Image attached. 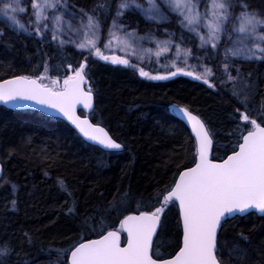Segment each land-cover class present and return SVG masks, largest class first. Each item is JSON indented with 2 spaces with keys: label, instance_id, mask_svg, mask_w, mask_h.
Instances as JSON below:
<instances>
[{
  "label": "snow or ice",
  "instance_id": "6c2138e0",
  "mask_svg": "<svg viewBox=\"0 0 264 264\" xmlns=\"http://www.w3.org/2000/svg\"><path fill=\"white\" fill-rule=\"evenodd\" d=\"M27 5L25 0H0V17L7 28L32 37L37 43H53L61 55L65 45H71L82 59L78 66L67 60L55 65L45 60L42 72L39 63L32 69L38 75L0 80V105L8 109H31L66 121L84 141L112 154L119 153L124 145L99 122H93L94 90L87 68L96 61L132 69L151 81L178 75L191 77L208 89L230 93L234 103V111L229 113L232 131L228 133L233 142L230 154L226 149V158L220 162L210 158L215 137L199 116L187 107L172 106V111L191 129V164L176 174L171 185L157 187L148 201H135V208L127 194L114 202L108 213L117 214L118 228L107 225L109 230H105L101 218L97 232L86 219L80 239L66 249L56 250L58 264H225L226 244L221 242L225 225L235 226L236 221L250 216L264 218V102L259 109L254 108L255 85L242 76L238 66L241 59L264 63V15L250 10L247 0H205L203 10L200 0H147L146 8L138 0H116L114 14L112 0H99L91 11L70 5L69 0H27ZM133 8L158 24L170 18L166 9L182 29L180 43L172 40L174 34L160 40L151 33L139 36L136 30L128 31L120 21ZM108 16L112 22L105 33ZM184 32L198 40L196 47L204 50V57L195 56L201 61L198 64L189 63L194 55L192 48H182ZM4 34L0 29V37ZM225 37L228 44L220 62L223 71L217 76L214 68L202 61L215 59ZM145 41L154 48L145 47ZM173 47L175 52L167 56ZM161 57L167 62L161 64ZM146 61L158 66L156 74L145 70ZM159 67L164 68L165 74H159ZM52 72L55 77L49 75ZM80 108L84 111L80 112ZM59 184L61 191L71 197L64 182ZM6 185L8 179L0 186ZM17 196L15 185H11L9 198L13 206ZM177 206L178 250L165 255L159 251L157 241L166 227V212ZM74 211L73 203L68 213ZM89 230L98 238L83 234ZM122 234H126L124 246ZM240 237L248 239L242 232ZM13 251L10 242L4 241L0 245V264ZM260 255L264 257V251ZM246 260V250L234 243L229 250V264H245Z\"/></svg>",
  "mask_w": 264,
  "mask_h": 264
},
{
  "label": "trees",
  "instance_id": "16d2710c",
  "mask_svg": "<svg viewBox=\"0 0 264 264\" xmlns=\"http://www.w3.org/2000/svg\"><path fill=\"white\" fill-rule=\"evenodd\" d=\"M98 2L69 0L70 5L89 11ZM247 3L250 10L264 14V0ZM115 5L116 0H112L113 14ZM111 20L108 16L104 21L105 32ZM0 29L5 33L0 37V80L38 75L32 69L39 63L42 72L45 60L51 65L67 60L78 66L82 59L76 49L65 47L61 55L53 43L41 44L32 37L16 35L1 22ZM198 55L204 57V52ZM219 60L217 53L215 59L204 61L217 73ZM238 66L242 76L255 85L253 106L259 109L264 102V63ZM156 69L152 64L145 66L152 74ZM87 72L94 90L93 122H99L124 145L119 153L110 154L87 144L63 121L34 111L0 107V185L4 179L9 180V185L0 186V245L8 241L14 249L3 264H58L56 250L80 239L86 219L97 232L101 218L105 230H109L107 225L118 228L117 214L108 213L114 202L127 194L135 208V201H148L157 187L171 185L176 174L191 164V135L169 111L171 105L189 108L214 134L212 160L224 159L226 149L230 154L233 140L228 135L232 131L229 113L234 111L230 93L213 91L200 81L182 76L151 81L132 69L101 61L89 64ZM232 72L235 74V68ZM49 75L55 77L56 73ZM61 180L71 197L61 191ZM11 185L18 191L15 206L9 198ZM73 203L75 211L68 213ZM164 219L166 227L157 245L165 255L174 254L178 250L176 207L167 211ZM241 232L248 237L246 241L241 239ZM83 234L98 238L91 230ZM221 236L222 244H226L225 264H229L234 243L246 250L245 264H264L260 255L264 251V218L256 215L236 221L235 226L226 224Z\"/></svg>",
  "mask_w": 264,
  "mask_h": 264
},
{
  "label": "rangeland",
  "instance_id": "374dc122",
  "mask_svg": "<svg viewBox=\"0 0 264 264\" xmlns=\"http://www.w3.org/2000/svg\"><path fill=\"white\" fill-rule=\"evenodd\" d=\"M138 2L140 4H142V5H144L145 8L147 7V0H139ZM158 2H159V0H158ZM200 3H201V10H203V5L205 3V0H200ZM164 11L166 12L167 15H169L170 18L168 20H165L162 23H159V24L156 23V21H154V20L153 21H149V20L145 19L144 15L141 14L140 10L136 9V8H133L131 11L126 12L125 15L121 18L120 22L127 26V30L128 31L136 30L137 34L139 36H145L146 34L151 33L155 37H157L158 39L164 40V39H168L169 38V34H174L171 37L172 40L175 41L176 43H180L182 29L180 28L179 24L176 23V18L174 16H172L170 13H167L166 9H164ZM262 15H264V14H262ZM0 22L5 26V24L3 23V18L2 17H0ZM111 22H112V20L110 21V24H111ZM7 29L10 30L9 28H7ZM10 31H12V30H10ZM13 33L16 34L15 32H13ZM16 35L27 36V35H25L23 33L16 34ZM183 35L185 36V40H184V42L182 44V48L183 47L192 48V45L196 46L199 43V41L195 40L190 33L184 32ZM49 40H50V37H49ZM227 44H228V41H227V38L225 37L224 40L220 44V51L218 52L220 60H219V64H218L219 65V72L216 73L217 76H219L222 73V71H223L220 62L223 59L222 53H223L224 48L227 46ZM144 46L145 47L154 48V45L149 44L147 41H145ZM65 47H70V48L75 49L71 45H65ZM209 50L211 51L210 48H209ZM192 51H193L194 55L189 60V63L193 64V65L200 63L201 61H197L195 59V56H197L201 52H204V50L196 47L195 50L192 48ZM173 52H175V48L174 47L172 48V51L169 52L166 55L167 56H171ZM120 55H123V53H120ZM155 59L156 58L153 56L152 60L155 61ZM165 62H167L165 60V58L161 57V64H163ZM202 62L206 63L204 60ZM240 63L241 64L253 65V64H256L257 62H247V61H243L241 59L238 62V64H240ZM146 65H149V64H147V61L145 63V66ZM152 65H154L155 67H158L157 65H155V63H153ZM197 71H203V69H197ZM162 72L163 73L165 72L164 68L163 67H159V74H163ZM217 83H218V81H217Z\"/></svg>",
  "mask_w": 264,
  "mask_h": 264
},
{
  "label": "water",
  "instance_id": "95a60500",
  "mask_svg": "<svg viewBox=\"0 0 264 264\" xmlns=\"http://www.w3.org/2000/svg\"><path fill=\"white\" fill-rule=\"evenodd\" d=\"M179 76V75H178ZM178 76H176V77H178ZM182 77H185V78H188V79H191V80H193L191 77H186V76H182ZM173 78H175V77H171V78H169V79H167V80H171V79H173ZM166 81V80H165ZM193 81H196V80H193ZM93 103H94V101H93ZM172 106H175V105H171V106H169V111L175 116V118L179 121V122H181L184 126H185V128L188 130V132H189V134L191 135V129L187 126V124H186V121H184V120H182L181 118H180V116H178L175 112H173L172 111ZM0 107H2V108H4V109H7V110H10V111H18V110H12V109H8V108H6L4 105H0ZM176 107H182V106H176ZM19 111H34V112H37V113H40V114H42L43 116H45V114L44 113H42V112H39V111H35V110H31V109H29V110H19ZM79 111L80 112H83L84 110L82 109V108H80L79 109ZM46 117V116H45ZM48 118H50V117H48ZM66 125H68L74 132H75V129L74 128H72V126L71 125H69L66 121H63ZM106 130V129H105ZM76 133V132H75ZM77 135H78V133H76ZM79 136V135H78ZM80 137V136H79ZM82 140H83V138L82 137H80ZM194 139V138H193ZM84 141V140H83ZM84 142H86L87 144H89V145H91V146H94V145H92L90 142H87V141H84ZM94 147H96V148H98V149H100V150H102L101 148H99V146H94ZM123 150V149H122ZM121 150V151H122ZM102 151H104V150H102ZM120 151V152H121ZM105 152V151H104ZM212 152L210 153V158L212 159ZM226 158V157H225ZM224 158V159H225ZM214 161V160H213ZM214 162H220V161H214ZM2 176H3V167H2V165H1V163H0V180H1V178H2ZM177 208V211H178V215H179V209H178V206L176 207ZM258 216V215H257ZM258 217H260V216H258ZM123 237H124V242H123ZM126 243V234H122V246H124V244Z\"/></svg>",
  "mask_w": 264,
  "mask_h": 264
}]
</instances>
